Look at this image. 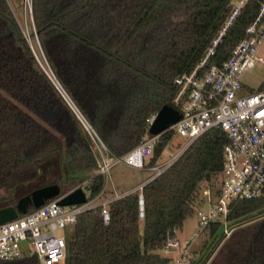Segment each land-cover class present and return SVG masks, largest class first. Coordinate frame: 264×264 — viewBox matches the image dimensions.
Instances as JSON below:
<instances>
[{"label": "trees", "instance_id": "1", "mask_svg": "<svg viewBox=\"0 0 264 264\" xmlns=\"http://www.w3.org/2000/svg\"><path fill=\"white\" fill-rule=\"evenodd\" d=\"M260 1L242 6L219 44V57L244 35ZM227 3L31 0V31L36 30L39 44L34 52L8 1L0 0V207L51 183L64 193L88 177L89 198L103 186L102 174H87L95 163L93 141L45 69L120 156L143 135L159 132L147 119L171 102L175 75L197 60L226 17ZM173 132L160 133L145 165L160 160ZM225 141L220 129L207 130L144 183L143 217L138 216L139 190L109 202L106 224L99 207L82 211L66 230L64 264H165L160 251L166 231L180 227L202 204L204 187L223 168ZM227 221L228 235L218 221L204 228L203 243L210 244L206 252L197 251L195 264H264V189L254 198L232 199ZM0 264L37 261L24 255Z\"/></svg>", "mask_w": 264, "mask_h": 264}, {"label": "built area", "instance_id": "2", "mask_svg": "<svg viewBox=\"0 0 264 264\" xmlns=\"http://www.w3.org/2000/svg\"><path fill=\"white\" fill-rule=\"evenodd\" d=\"M247 0H228V13L204 46L197 60L188 68L175 75V88L171 103L182 111V116L167 129H172L186 137L185 143L162 161L150 165L153 170L150 179L167 168L199 135L209 129L217 128L224 132L226 141L223 145V168L220 177L213 179L211 185L204 187L203 202L195 211L198 226L192 234L182 239L177 226L166 231L161 247L165 264H195L197 253L190 250V244L212 221H218L225 235L232 229L227 221L229 203L232 199H248L259 196L264 189V88L238 94L243 88L241 75L255 62L264 59L255 56L258 45L264 38V0L251 21L244 28V35L239 38L228 53L219 57L218 47L223 36L240 14ZM31 10V0H26ZM48 77L59 91L67 105L75 113L94 144L95 171L104 178L100 191L86 201L60 205L56 201L62 194L51 198L37 207L19 213L14 219L0 223V260H10L24 256L19 242L28 240L30 254L37 264H64L66 254V236L56 233L67 230L77 222L78 215L93 207H99L103 223L109 221L108 204L111 200L129 192L139 190L137 194L138 216L144 215L142 185L137 184L126 191L113 189L110 197L103 194L109 177V169L122 161L134 167H144V161L150 157L161 132L142 136L140 142L124 154L114 155L69 94L61 86L50 68L45 69ZM155 114L147 121H153ZM168 143L165 145V148ZM87 180L85 181L86 184ZM213 194L214 197H213ZM205 205V207L203 206Z\"/></svg>", "mask_w": 264, "mask_h": 264}, {"label": "rangeland", "instance_id": "3", "mask_svg": "<svg viewBox=\"0 0 264 264\" xmlns=\"http://www.w3.org/2000/svg\"><path fill=\"white\" fill-rule=\"evenodd\" d=\"M13 13L18 21L19 25L21 26V29L27 36V34L31 31L32 28V14L31 10H29L28 4L26 0H7ZM29 41L30 46L32 49L37 51L38 47V40L27 38ZM255 56H260L264 59V38L261 41V43L258 45ZM241 81L243 83V88L238 91V94L244 93L247 91L255 90V89H262L264 88V63L261 61L255 62L249 69H246L242 75H241ZM186 137L181 136L177 132H173L170 140L168 141V146L163 149L160 160L162 161L165 158H167L172 152H174L178 147L183 145L185 143ZM148 158L145 159V163H147ZM95 171V163L90 166L88 169L87 174L88 176H92V173ZM109 177L106 182V186L120 192L124 189H132L135 187L139 182L148 174L151 172L147 169H144L142 167H134L131 165H128L122 161H119L115 163L113 166L110 167L109 171ZM86 176V175H85ZM219 178L220 175H217ZM88 177H86L82 182L79 184H82L85 188V181ZM3 191L0 189V195H2ZM88 194V192H87ZM215 194H213L214 197ZM205 207V205H203ZM31 208V206H29ZM198 226V217L196 215V211L194 210L190 215H188L182 222L181 226L178 227L179 236L182 239L188 238L192 232L196 230ZM223 227L221 226L220 232H222ZM56 233L58 234H66V230H57ZM206 238L205 231H202L199 233V235L195 238V240L190 244V250L195 251V253L198 254L197 251L202 248V253L206 252L208 249V246L210 244V241H206L203 243L204 239ZM19 248L23 255H29L30 254V246L29 241L24 240L19 242Z\"/></svg>", "mask_w": 264, "mask_h": 264}, {"label": "water", "instance_id": "4", "mask_svg": "<svg viewBox=\"0 0 264 264\" xmlns=\"http://www.w3.org/2000/svg\"><path fill=\"white\" fill-rule=\"evenodd\" d=\"M24 36L26 38H30L32 36L36 37V30L33 29L27 34V36L25 34ZM181 116V109L173 103L168 102L162 105L156 112L153 121L151 122V126L154 130L161 132V130L163 131L175 123ZM156 133L158 132H155V134ZM60 191V186L57 183H51L35 188L29 194L19 198L15 205L0 207V223L16 218L19 213L25 212L29 205L37 207L43 202L60 194H62V196L56 201L60 205L83 203L87 199L85 189L80 184L68 191H65L64 193H61Z\"/></svg>", "mask_w": 264, "mask_h": 264}, {"label": "crops", "instance_id": "5", "mask_svg": "<svg viewBox=\"0 0 264 264\" xmlns=\"http://www.w3.org/2000/svg\"><path fill=\"white\" fill-rule=\"evenodd\" d=\"M143 168L149 170L151 173L148 174L147 176H145V177H144L139 183L148 180V179L150 178V176L152 175V172H153V170L150 169V166H148V165H145ZM113 189H114V188H113ZM113 189H111V188H109V187H106L105 192H104L103 195H104L105 197H110V196L112 195ZM126 190H127V189H124V190H122V191H126ZM122 191H121V192H122Z\"/></svg>", "mask_w": 264, "mask_h": 264}]
</instances>
